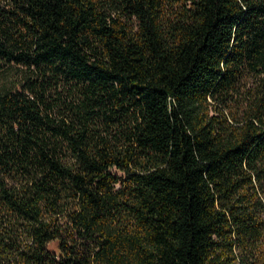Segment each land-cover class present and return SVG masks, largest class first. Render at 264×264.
Instances as JSON below:
<instances>
[{
	"label": "trees",
	"instance_id": "1",
	"mask_svg": "<svg viewBox=\"0 0 264 264\" xmlns=\"http://www.w3.org/2000/svg\"><path fill=\"white\" fill-rule=\"evenodd\" d=\"M12 68L0 264H264V0H0Z\"/></svg>",
	"mask_w": 264,
	"mask_h": 264
},
{
	"label": "rangeland",
	"instance_id": "2",
	"mask_svg": "<svg viewBox=\"0 0 264 264\" xmlns=\"http://www.w3.org/2000/svg\"><path fill=\"white\" fill-rule=\"evenodd\" d=\"M17 74L15 69L6 70L3 74L0 75V89L11 88L12 85L17 80ZM55 245H51L50 248L53 249Z\"/></svg>",
	"mask_w": 264,
	"mask_h": 264
}]
</instances>
